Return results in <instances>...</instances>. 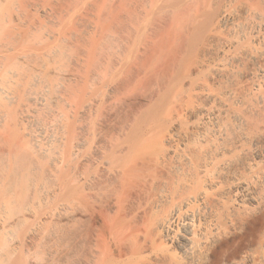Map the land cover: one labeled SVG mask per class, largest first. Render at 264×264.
I'll use <instances>...</instances> for the list:
<instances>
[{
  "label": "bare ground",
  "instance_id": "bare-ground-1",
  "mask_svg": "<svg viewBox=\"0 0 264 264\" xmlns=\"http://www.w3.org/2000/svg\"><path fill=\"white\" fill-rule=\"evenodd\" d=\"M0 264H264V0H0Z\"/></svg>",
  "mask_w": 264,
  "mask_h": 264
}]
</instances>
